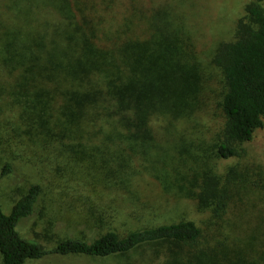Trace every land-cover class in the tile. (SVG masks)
<instances>
[{
  "label": "trees",
  "instance_id": "trees-1",
  "mask_svg": "<svg viewBox=\"0 0 264 264\" xmlns=\"http://www.w3.org/2000/svg\"><path fill=\"white\" fill-rule=\"evenodd\" d=\"M263 2L251 0L237 23L236 39L220 44L214 54L226 85L221 102L223 139L212 147L206 139L185 138V145L181 143L177 154L169 157L156 150L150 119L189 118L203 110L208 79L178 31L158 23L149 38L121 39L105 32L82 0H2L19 19L14 31L2 25L0 44L19 69V89L31 95L26 106L32 113V136L47 144L62 143L80 140L98 125L93 136H104L107 146L91 153L88 143L80 141L69 146L73 158L98 166L115 185L131 177L130 157L147 160L148 173L165 192L186 195L211 208L215 224L223 227L235 196L249 197L258 191L263 200L264 195L262 170L253 178L255 173L232 167L222 182L199 168L206 157L237 155L236 143L251 140L264 126ZM46 12L57 18H46ZM112 143L117 144L114 152ZM110 158L116 168L107 162ZM42 193L41 184H32L8 214L0 203L1 264H28L49 255H123L145 245L162 254L159 264H264V204L255 228L246 233L237 230L238 218L228 220L229 232L223 237L208 234L194 220H180L145 226L125 236L108 228L92 240L66 237L47 247L18 230L23 219L38 211ZM90 218L98 229L109 224L101 215ZM52 224L48 220L45 227Z\"/></svg>",
  "mask_w": 264,
  "mask_h": 264
},
{
  "label": "rangeland",
  "instance_id": "rangeland-1",
  "mask_svg": "<svg viewBox=\"0 0 264 264\" xmlns=\"http://www.w3.org/2000/svg\"><path fill=\"white\" fill-rule=\"evenodd\" d=\"M82 1L105 32L121 39L149 38L158 23L178 31L207 75L203 110L183 119L151 117L150 129L155 135L156 150L172 157L177 154L181 143L185 145L183 139L198 141L200 137L212 147L220 142L225 127L221 102L226 85L213 58L220 44L236 39L237 23L245 16L251 0ZM15 12L13 8L10 11L6 9L0 0V29L5 23L11 31L15 30L16 22H19ZM43 14L52 20L57 18L50 12ZM25 31L30 30L26 27ZM8 57L0 44V203L4 212L10 213L15 202L32 184L39 183L43 188L38 211L23 219L18 226L22 236L53 247L66 237L92 240L108 228H114L125 236L145 226L180 220H194L208 234L217 232L220 237L228 234L229 219H239L242 228L237 230H242V233L255 228L256 217L263 214L264 204V195L260 200L258 191L250 192L249 197L235 196L229 203L224 226L219 227L215 224L211 208L199 206L196 199L186 195L165 192L159 181L148 173L150 163L147 160L130 157L128 171L131 169L132 175L128 181L122 185L109 183L111 177H107L108 174H100L98 166L90 161L73 158L76 157L75 152L69 147L81 141L88 143V151L94 153L97 148L101 150L107 146L104 136H93L99 129L98 125L91 126L90 134L80 140L47 144L33 137L32 113L26 106L31 95L19 89V69ZM116 145L109 144L112 152L117 150ZM236 147L239 150L237 155L206 157L199 168L218 175L222 182L232 167L255 173L253 178H256L259 170L264 171V126L255 131L251 140L236 143ZM107 162L111 167H117L112 158ZM187 163L190 165L191 162ZM248 200L255 201L248 203ZM92 214L101 215L109 224L99 229L94 227L95 219L90 218ZM48 220L53 224L45 227ZM257 234L260 236L261 231ZM156 249L145 245L128 254L107 257L49 255L30 259L28 264H159L163 257Z\"/></svg>",
  "mask_w": 264,
  "mask_h": 264
}]
</instances>
